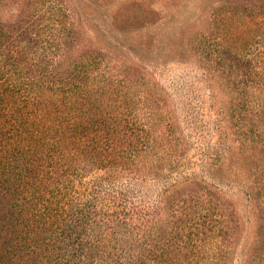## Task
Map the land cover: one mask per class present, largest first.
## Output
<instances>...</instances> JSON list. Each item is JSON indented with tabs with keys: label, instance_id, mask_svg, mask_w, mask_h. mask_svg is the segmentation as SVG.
<instances>
[{
	"label": "rangeland",
	"instance_id": "rangeland-1",
	"mask_svg": "<svg viewBox=\"0 0 264 264\" xmlns=\"http://www.w3.org/2000/svg\"><path fill=\"white\" fill-rule=\"evenodd\" d=\"M263 13L0 0V160L54 213L133 220L152 264H264Z\"/></svg>",
	"mask_w": 264,
	"mask_h": 264
},
{
	"label": "trees",
	"instance_id": "trees-1",
	"mask_svg": "<svg viewBox=\"0 0 264 264\" xmlns=\"http://www.w3.org/2000/svg\"><path fill=\"white\" fill-rule=\"evenodd\" d=\"M245 10L247 14L241 11L237 22L245 18L249 25L263 20L255 5ZM235 14L237 8L233 17ZM21 164L13 156L0 160V264H118L108 263L118 259L128 264L155 262L157 256L149 243L139 245L141 229L133 220L106 214V218L86 222L82 213H54L25 181L22 173L26 169ZM137 247L146 252L134 254Z\"/></svg>",
	"mask_w": 264,
	"mask_h": 264
}]
</instances>
